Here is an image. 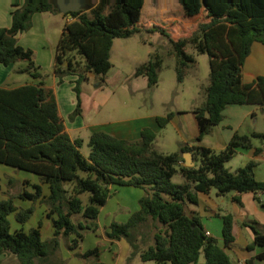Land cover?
Listing matches in <instances>:
<instances>
[{
    "label": "trees",
    "instance_id": "obj_1",
    "mask_svg": "<svg viewBox=\"0 0 264 264\" xmlns=\"http://www.w3.org/2000/svg\"><path fill=\"white\" fill-rule=\"evenodd\" d=\"M145 1L99 0L90 9L72 13L73 20L64 25L54 51L53 75L58 84L67 76L76 77L72 87L76 105L70 121L81 113L82 85L89 81V75L103 81L112 67L113 40L142 32L138 23ZM177 1L184 16L192 19L191 31L173 38L157 27L147 31L160 32L168 39L179 83L194 63V57L185 51L188 45L208 56L209 82L203 89L204 100L193 109L198 135L190 140L191 145L164 154L153 147L156 134L150 128H143L136 141L97 131L89 136L87 156L80 152L82 140L72 139L66 132L54 92L46 86L34 62V52L17 42V35L30 27L33 14L57 10L52 0H24L22 5L13 2L11 25L0 27V64L26 63L19 71L32 81L14 88L0 87V164L39 177V183L31 185L33 192L24 191L18 198L32 203L41 200L46 205L53 234L42 240L40 224L27 231L20 228L11 232L8 216L14 213L15 220L24 224L33 215L34 206L17 210L13 197L0 199V254L13 255L19 264H51L50 255L59 249L61 237L68 238L70 251L78 250L84 235L99 228L96 220L112 188L130 186L143 191L138 210L126 222L112 221L106 238L124 239L130 255H138L143 262L231 264L225 248L234 240L232 216H222L220 247L216 239L206 236L200 216L189 205L198 204L199 193L215 190L217 196L252 193L264 209L259 196L264 193V182L257 181L253 172L256 162L250 161L233 172L226 168L239 149L252 148L255 139L264 141V134L235 133L219 152L202 144L204 136L222 121L227 106H264V77L248 84L242 80L251 45H264V0ZM161 66V57L151 54L134 75L145 77L152 88ZM173 116L170 112L157 116L156 122L164 128ZM185 152L192 153L195 166L183 165ZM260 152L255 150V154ZM175 175L183 182L173 183ZM44 185L48 187L46 196ZM233 199L239 202L236 196ZM251 227L254 239L248 249H263L255 257L264 260V233L256 230L255 223ZM143 228L152 231L150 243L147 235L139 234ZM77 255L83 264H105L99 246Z\"/></svg>",
    "mask_w": 264,
    "mask_h": 264
},
{
    "label": "rangeland",
    "instance_id": "obj_2",
    "mask_svg": "<svg viewBox=\"0 0 264 264\" xmlns=\"http://www.w3.org/2000/svg\"><path fill=\"white\" fill-rule=\"evenodd\" d=\"M99 0H89V5L93 6ZM36 17L31 19L30 27L19 33V42L27 45L34 52V55L47 53L53 57L56 44L60 38L64 25L67 21V16L59 13H46L42 17L35 14ZM187 21L184 17L181 6L177 0H146L144 3L142 14L138 26L142 28V32L136 33L129 38H118L113 40V45L110 51V62L112 68L107 75L108 81L91 80L88 84H83L82 88L85 94L90 97L95 92L96 87L99 89V97L96 99L98 103L88 109L90 115L94 114L95 108L97 111L94 122H122V121H143L150 116H165L167 113H173L175 116L178 112H186L199 106L204 100L203 89L209 82V64L208 56L205 53H197L190 45L185 48L186 53L194 57V63L188 68L187 75L183 82L179 83L175 74V58L169 54L171 45L168 39L160 32L149 33L153 27L164 29L169 36L176 37L191 31V21ZM187 24L186 26L184 25ZM18 42V40H17ZM151 54H157L162 59V66L158 72V82L156 86L149 88L147 80L143 76L135 77L134 73L138 66L145 63ZM79 60H83L78 58ZM26 67V63L19 61L12 64L5 69L7 80L5 86L15 87L21 84L30 83L31 77L26 73H20L19 70ZM0 68H4L0 65ZM40 72L46 86L53 85V64H43L40 67ZM70 80L73 77H66L62 84L58 87L61 90L65 100L73 99L74 93L72 91V84ZM94 81V82H93ZM90 98H85V105L88 106ZM90 106V105H89ZM69 120V118H68ZM70 121V120H69ZM73 121V120H72ZM89 130L83 129L78 132H71V136L81 139L82 146L80 152L83 156L89 154L88 140ZM153 143V147L161 153L168 154L179 151V141L181 139L174 125L168 123L157 134ZM180 148V147H179ZM229 165L226 164V167ZM38 176L15 169L3 164H0V199H7L13 197L14 205L17 210L20 208H28L34 206L33 215L24 224H19L15 220V214L8 216L10 221L11 232L16 229L23 228L25 231L32 227H36L38 222L46 224L45 215L41 214L43 210L47 211V207L41 200L35 203L29 200H21L18 198L19 194L24 191L33 192V188L27 180H36ZM172 182L180 184L183 179L179 175L172 178ZM129 208L133 207L132 197H128ZM134 207L137 205L134 202ZM127 211V210H126ZM125 209L120 211L123 215ZM130 213L131 210H128ZM116 217L115 222H122L123 216ZM97 222V220H96ZM49 223V222H48ZM150 231V230H149ZM140 229L139 234L147 235L149 243L152 240V231ZM51 235H47L46 230L43 231L42 239L45 240ZM141 238V237H139ZM70 240V239H69ZM68 244V238L61 237L59 244V251L63 252ZM138 244H142L138 241ZM100 245V244H99ZM100 247V246H99ZM146 245H143V248ZM81 249V247H79ZM56 252V251H55ZM83 253L85 250H78L75 257L80 260L78 253ZM61 254V253H60ZM53 254L50 257L52 263H59L56 258L53 259ZM57 256V254H56ZM54 256V257H56ZM62 256V255H61ZM131 255L129 254V257ZM128 257V258H129ZM13 258V259H12ZM62 258L67 259L63 254ZM63 259L61 264H67L71 261ZM202 261V256L200 257ZM54 261V262H53ZM8 264H18L14 257H8L6 260ZM124 264H154L151 261L143 262L138 255L131 256L126 259ZM261 264H264L261 263Z\"/></svg>",
    "mask_w": 264,
    "mask_h": 264
},
{
    "label": "crops",
    "instance_id": "obj_3",
    "mask_svg": "<svg viewBox=\"0 0 264 264\" xmlns=\"http://www.w3.org/2000/svg\"><path fill=\"white\" fill-rule=\"evenodd\" d=\"M13 2H18L20 5H22L24 0H0V27L7 28L11 25V11L13 10ZM46 13L54 12L35 14H38L40 15L39 17H42V15ZM35 14H33L32 18L36 17ZM186 19L187 21L189 20L187 17ZM72 20L73 19L71 17H68L66 23ZM184 25L186 26L187 24L184 23ZM19 37L20 34L17 35L18 44L24 48H29L27 45L19 42ZM34 62L39 67L43 66V64L52 65L53 57H51L48 52L41 54L36 53L34 55ZM11 65L0 68V87L14 88L5 86L6 83H4L7 80L5 69ZM110 70L104 77L105 82L108 81L107 75L109 74ZM259 76L264 77V45L255 42L251 45L250 53L244 61L242 80L244 83L248 84L253 82ZM69 77H73V80L76 78L75 76ZM73 80H70L72 85ZM91 80L97 81L95 76L89 75V81L84 84L90 83ZM58 85V79L53 75V85L49 88H51L54 92L59 113L64 119L65 130L72 139L77 138L72 137L71 132H78L83 129H88L90 132L89 136L93 132L103 131L118 139L136 141L140 138V133L143 128H150L155 134H157L162 129L156 122V115L150 116L143 121L128 120L125 122H105L98 120L97 122H94L96 119H93L98 114L96 108L94 114L91 115L88 109L91 108L92 105L95 107V104L98 103L96 99H98L100 95L99 89L102 87H96L95 92H93L90 97L85 94L82 88L80 95L81 113L75 117L73 121H69L68 117L75 109L76 96L73 92L74 100H65ZM85 98H90V104H88V106L85 105ZM222 115V121L218 125L213 126L211 132L204 136L202 140V144L205 147L210 148L215 152L222 151L235 133L239 135H250L251 133L264 134V106L258 107L255 105H229L223 110ZM169 123L174 125L181 137L180 141L178 142L179 147L182 145H191L189 143L190 140L198 135V125L193 114V109L186 112H178L176 116H173ZM252 145L253 147L249 149H239L236 155L228 163H226L229 165L226 168L230 172H233L237 168L246 165L248 162L254 161L256 162V166L253 169L254 177L257 181L264 182V141L255 139L252 141ZM256 149H260L261 152L259 154H255ZM185 153H189L191 155L193 161L191 167L195 166L192 153ZM185 153H182V158L184 160L183 165L187 166L186 164L188 161L187 155ZM27 181L30 185L38 184L39 177L36 180ZM112 192L113 193L108 199L107 203L100 208L97 218V224L99 228L95 232L86 233L80 242V247L82 250L86 251L100 246V259L103 263L124 264L131 252L128 243L124 239L111 241L105 237V233L109 232L108 226L111 224V222L115 221L117 216V218H119L121 215L120 211H122V209H125L124 214L121 215L124 218L122 222H126L130 215L138 210V200L143 195V191L139 188L124 186L114 187L112 188ZM43 195H48L47 185L43 186ZM129 196H131L133 200V207H131L132 209L129 208ZM234 196L239 199V202H236L233 199ZM259 196L261 201L264 202V198H261L262 195ZM134 202L137 207H134ZM189 209L198 213L201 218V223L205 229V233L208 232L209 237L216 239L217 244L220 247H223L222 216L226 214H230L232 216V235L234 240L228 248H225V251L230 258L231 264H261L264 262V260H259L255 257L256 254L261 252L263 249L258 247H254L252 251L248 249L254 239V231L251 227V224L255 223L256 230L260 233H264V209L261 208L257 203L254 198V194L247 192L241 194L231 193L225 196H217L216 191L211 190L208 194L199 193L198 204L196 206L189 205ZM128 210H131V212L129 213ZM41 214H44L46 218V224H44V222H38L37 224V226L40 224L41 239L43 231L45 230L47 235H51L52 237L53 228L51 220L47 216V211L45 212V210H43ZM51 237H47L45 240H48ZM65 246L66 249L64 253L60 252L59 249L53 253L55 254L54 256L57 254L56 257L53 256V259L56 258V261H59V263L56 264H61L63 262V259H65L62 258L63 254L67 257L65 260L71 259V261L67 264H83V262L75 257L76 251L81 249L70 251L67 248V245ZM52 255H50V257ZM8 257L14 256L0 254V264H8L6 263ZM14 258L16 259V257ZM199 262L202 263L203 260L201 261L199 259ZM51 264L55 263L51 262Z\"/></svg>",
    "mask_w": 264,
    "mask_h": 264
},
{
    "label": "water",
    "instance_id": "obj_4",
    "mask_svg": "<svg viewBox=\"0 0 264 264\" xmlns=\"http://www.w3.org/2000/svg\"><path fill=\"white\" fill-rule=\"evenodd\" d=\"M53 6L56 8L57 12L68 17H71L72 13L78 12L81 9H90L91 5L85 6L84 0H59L57 5ZM187 155L186 167H191L193 164L191 155L189 153H185ZM261 198H264V193L262 194Z\"/></svg>",
    "mask_w": 264,
    "mask_h": 264
},
{
    "label": "flooded vegetation",
    "instance_id": "obj_5",
    "mask_svg": "<svg viewBox=\"0 0 264 264\" xmlns=\"http://www.w3.org/2000/svg\"><path fill=\"white\" fill-rule=\"evenodd\" d=\"M85 1V6H88L89 5V0H84ZM52 2H53V4L54 5H57L58 4V2H59V0H52ZM82 10H84V8L83 9H81L80 11H82Z\"/></svg>",
    "mask_w": 264,
    "mask_h": 264
},
{
    "label": "built area",
    "instance_id": "obj_6",
    "mask_svg": "<svg viewBox=\"0 0 264 264\" xmlns=\"http://www.w3.org/2000/svg\"><path fill=\"white\" fill-rule=\"evenodd\" d=\"M205 234H206V236H208V235H209V233H208V232H206Z\"/></svg>",
    "mask_w": 264,
    "mask_h": 264
}]
</instances>
